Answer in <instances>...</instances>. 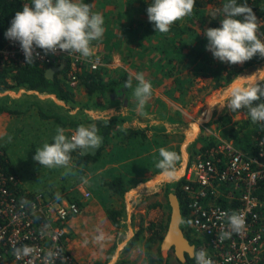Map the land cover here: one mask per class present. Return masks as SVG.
<instances>
[{"label":"rangeland","instance_id":"1","mask_svg":"<svg viewBox=\"0 0 264 264\" xmlns=\"http://www.w3.org/2000/svg\"><path fill=\"white\" fill-rule=\"evenodd\" d=\"M152 2L153 0L94 1L93 11L102 14L105 20V32L102 39L93 42L92 51H96L101 55L104 63L102 71H104L109 80H121L124 78L123 81H127L129 77H133L132 88H125L124 82L113 92H104V94L96 92L93 95H88L80 82L76 87L70 86L67 83L66 71L65 76L61 75V78L63 77L66 83V89L73 93V100H62L54 94L67 107L54 108V115L61 121L47 117L46 115L41 116L43 121L39 124L38 130L42 131V133L35 132V135H40L39 138L26 137L27 139L30 138L29 143L23 148L15 145L13 147L9 146L11 155L4 151V155L10 160L13 173L17 175L22 188L31 192L43 190L50 193L51 196L61 195L66 199L77 201L81 199L80 203L83 207V203L85 201H93L95 195H93L94 188L92 189L91 186H88L90 180H88L89 177H87L88 181L86 180L84 174L87 171L84 170L85 168L80 167L82 161L79 160L78 155L74 152L71 153V172L66 175L63 168H47L35 161L33 157L36 154L37 148L42 147L46 142L53 143V135H56L58 127H63L65 134L70 136V132L81 124L88 125L92 123L97 124L99 121L102 123L115 121L124 117L121 114L123 111L126 113V119L128 118L129 121L130 115L133 112H128V110H130V106L137 105V100L133 95V90L137 84L134 76L137 73H143L141 71L142 67L149 66L151 59L146 62V57L152 54L151 64L154 68L159 66L167 68L164 74L149 72L143 74L147 80L151 81L152 86L161 82L164 78H167V81L171 82V86L168 85V88L173 96L177 92V98L175 99H178L180 103L178 108L184 121V127L188 128L189 124H191L192 130L189 131V139L193 140L188 148L185 143L183 155L181 153L180 160L178 161L179 170L183 172L180 171V175L178 172L174 174L175 176L160 177L159 181L152 184H147L148 179H142L140 181L142 183L139 186L141 184L145 185L142 187L137 186L133 190L131 189L130 194L126 198L125 194L120 195L119 199L122 200L124 209L117 216L118 223L115 224L117 228H120L118 230L120 236L117 232H114L113 237L106 235L103 240L97 239L101 235L100 233H96V229L90 235L77 229H74L73 233L71 232L68 236L65 235L64 242L66 248L80 264H152V258L159 261L160 264H181L173 248L169 250L161 248L166 232L158 234V223L166 224L168 222L169 224L170 221L172 208L169 194L175 193L173 189H181L183 191V184L185 182L183 175L185 170L190 167L189 165L199 155L207 154L211 148L216 147L220 140L234 141L238 148L244 149L242 145L244 132L248 129H254L259 123L251 121L246 109L231 112L227 106L223 108L221 106L227 102L226 94L233 86L246 85L249 83V79L245 77L251 76L259 70H264V60L254 66L243 67L239 75L231 83L227 84L224 80H221V84L218 85L212 72V66H208L201 56V52L205 50L211 57L213 56V53L206 49L208 39L204 34L205 28L199 24V22L205 19L206 11L209 8H202L204 13H196V17H193L195 16L194 12L198 9V6L195 5L193 9L195 11L192 14L176 21L167 33H159L155 30L154 24L149 21L147 13V8ZM258 5L259 8L256 16L258 21L264 24V0H258ZM120 10L124 12L123 17L130 20L131 26L128 25L129 29L127 30L129 36L126 35L130 39L122 38L123 32L126 31L123 24L115 25L120 18V14L118 13ZM117 31L120 36L119 40H115V33ZM172 39L177 40V44L182 42L183 51L180 55L162 52V50L168 51V48L173 45ZM192 48L197 50L196 53L198 55L196 60L193 57L194 60L184 55L185 52H189ZM131 51L143 56L145 58L144 61L138 59L136 63L130 65ZM169 58L174 60L169 62ZM7 65L4 69L0 70V101L2 100L11 109L16 110V112L8 111V114L21 113L24 111L23 108L27 107V103H32L31 99H35V96L30 95L26 88L2 90L8 85L6 82H13L11 78L13 72L9 69L10 66ZM172 69L174 72L171 73ZM180 69L182 72H179ZM236 79L237 81H235ZM234 81L235 84H233ZM155 93L156 91L153 89L152 96L154 98L148 101L143 110L149 107L152 108L151 102L156 98ZM76 108H78L77 113L72 114L71 110ZM113 110L115 114L110 112ZM63 113H67V115ZM135 114L137 115V113ZM171 114L179 115L178 112ZM227 115L231 119L228 121L223 120L222 117ZM246 121L249 122V125L241 128V125ZM140 123L141 120H136V126H140L142 128L139 129L144 130L131 129L132 127H130V130L126 133L127 136L134 135L132 140H136V138L141 139L142 135L138 134L147 128V122ZM225 124L227 127L224 126ZM263 131L264 129H260L257 132L261 133ZM255 132L253 131V133ZM41 134L45 135L42 136ZM251 139L255 140L256 137L251 136ZM14 143L16 144V142ZM32 145H34L33 150ZM168 148L172 149L171 146ZM244 150L252 151L251 149ZM22 175L24 178H22ZM132 180H138V178H132ZM31 181L35 183L29 184L28 182ZM68 184H71V186L68 187ZM26 185H33L38 190L29 189V186L27 187ZM84 189L91 193L89 199L83 196L82 190ZM105 196L109 198L112 195L106 194ZM111 210V208H108L105 213H102L103 217L98 218L101 221V226H108L109 222H112V217L109 215ZM127 213L128 217H126ZM182 228L187 238H190V242L192 243L191 240H194L196 241V245L199 246L201 239L190 225L189 211L187 218H182ZM186 231L189 232V235L186 234ZM69 246L72 250L77 251L78 254H73ZM195 250L199 251L200 249L196 246Z\"/></svg>","mask_w":264,"mask_h":264},{"label":"built area","instance_id":"2","mask_svg":"<svg viewBox=\"0 0 264 264\" xmlns=\"http://www.w3.org/2000/svg\"><path fill=\"white\" fill-rule=\"evenodd\" d=\"M36 51L40 56L35 61L40 64L63 63L66 81L73 87L86 70L104 66L96 51L86 58L64 51ZM14 62L24 64L25 55L18 41L7 38L0 48V70ZM258 125L264 129V122ZM260 135L253 151L238 148L234 141L220 140L207 154L199 155L183 175L190 225L201 239L195 248L205 249L214 264H264V200L258 195L264 183V131ZM82 193L91 197L85 189ZM80 201L51 196L43 190L28 191L21 187L17 175L0 163V264H80L64 242L69 223L82 213ZM222 212L241 214L243 229L221 238L229 231ZM22 245L34 247L35 253L17 258L14 251ZM49 252L53 253L51 259Z\"/></svg>","mask_w":264,"mask_h":264},{"label":"clouds","instance_id":"3","mask_svg":"<svg viewBox=\"0 0 264 264\" xmlns=\"http://www.w3.org/2000/svg\"><path fill=\"white\" fill-rule=\"evenodd\" d=\"M195 4L196 0H153L147 8L149 21L157 32L167 33L176 21L192 14ZM93 7L83 0H31L16 12L5 35L20 43L27 64H34L40 56L36 49H43L45 54L58 51L78 53L86 58L92 53L93 42L102 39L105 32V20L101 13L93 11ZM222 11L221 26L208 28L204 33L208 39L206 49L213 53L214 58L235 65L243 64L257 54L264 57V41L258 35L261 22L247 0L243 3L226 0ZM245 78L249 83L233 86L221 108L227 106L231 112L246 109L253 123L264 122V70ZM134 79L137 84L133 95L138 110H143L152 96L153 86L143 73L135 74ZM132 80L133 77H129L124 87L132 88ZM110 112L115 114L114 110ZM102 139L95 123L79 125L70 137L63 127H58L54 142L38 147L33 159L43 167L63 168L67 175L71 172V153L79 150L84 155L90 149L99 148ZM159 157L156 167L162 175L173 176L179 155L161 147ZM221 216H226L229 224V231L221 238L239 233L245 225L244 217L237 212L231 215L222 212ZM35 251L32 246L22 245L15 249L14 255L17 258L29 257ZM52 257L53 253L49 252L48 258ZM192 258L196 264H214L205 249L193 250Z\"/></svg>","mask_w":264,"mask_h":264},{"label":"crops","instance_id":"4","mask_svg":"<svg viewBox=\"0 0 264 264\" xmlns=\"http://www.w3.org/2000/svg\"><path fill=\"white\" fill-rule=\"evenodd\" d=\"M118 13L120 14V18L115 25L118 26L123 24L125 26L124 30L126 31L123 32L122 38L130 39L129 37H126V35L129 36L127 30L129 29L128 25L131 26V23H129L130 20H127L123 17L124 12L122 10H120ZM119 39L120 36L119 32L117 31L115 33V40ZM162 52L171 54L166 50H162ZM151 57L152 54L147 56L146 62L150 59L152 60ZM138 59H142L144 61L145 58L140 56L138 53L132 52L130 65L136 63ZM171 59L172 58H169L168 61L172 62L173 60ZM151 60L149 62V66L142 67L141 71L143 73L149 72L155 74H164L166 72V67L159 66L154 68L151 64ZM116 63L118 62L116 61ZM172 72H174L173 69L171 70V73ZM179 72H182V70L180 69ZM3 73L5 72L3 71ZM167 80V78H164L161 80V82L153 85V89L156 91V98L151 102L152 108L149 107L146 110H138V104L136 106H130L131 108L128 110V112L132 111L133 113L130 115L131 118H129V121L128 118L126 119L127 115H125L126 113L123 111L121 114H123L125 118L122 117L118 120L114 118L116 120L111 122L110 132H108V137H105V143L103 147L97 153L98 157L93 161L80 163V167L85 168L84 170L87 171V173L84 175L86 180L87 177L90 178H88V180H90V184H88V186H91L92 189L94 188L93 195H95V197L93 201H85L83 203V211L81 215L72 219L69 223L68 233L66 234L67 236L71 232L73 233L74 229L85 232L88 235L93 233V231L96 229V233H100V235L103 237L101 240H103L106 235H108V237H113L114 232H117V234L120 236L118 233L120 228H117L113 219L111 223L109 222L108 226H101V221L98 218L103 217L102 213H105L108 208H111V211H115L116 215L119 216L121 211L124 209V204H122V200L119 199L120 195L125 194L126 198L127 195L130 194L131 189H136L137 186L142 183L140 182L142 179H148L147 184H152L153 182L159 181L161 178H163L164 175H162L161 170L156 167V164L160 159L159 149L161 147L176 152L179 157L181 153L183 155L185 143L186 147H189V144L193 140L189 139V131L192 130L191 124H189L188 128L184 127V121L181 118L180 109L178 108L180 103L178 102V99H175L177 98V92H175L174 96L171 95V91L168 88L171 86V82ZM235 81H237V79ZM235 81L233 84H235ZM161 89L162 91L160 92ZM28 93L30 95H34L35 99H31L32 103H27L28 105L25 107V109L23 108V112L16 114H8L5 112L0 114V147L2 153L5 151L11 155L10 147L15 145L19 146V148H23L28 145L30 138L40 137V135H35V132L42 133V131L38 130L39 124L43 121L41 116H45L43 113L41 114L42 111L46 113L47 117L60 120L54 115V108H62L61 106L66 107V105L62 101L58 100L54 94L41 93L36 90H28ZM153 98L154 96H151L150 100ZM0 102V104H5L2 100ZM77 110L78 108L73 109L71 110V113L75 114ZM174 112H178L179 115H172L171 113ZM135 113H137V115ZM63 114L67 115V113ZM136 120H141V123L147 122L148 125L146 124L147 128H145V131L138 134L142 135L141 139L136 138V140H132L134 135L127 136L126 134L130 130V127H132L131 129L144 130L139 129L142 127L136 126ZM103 125H108V122H104ZM224 126L227 127L226 124ZM99 133L103 134L101 132ZM41 135L43 136L45 134ZM26 137L30 138L27 139ZM14 142H16V144ZM169 146H171L173 150L169 149ZM33 149L34 145H32V150ZM182 160H184V158H182ZM178 161L176 163L175 173L181 171L179 170L180 166H178ZM117 177L122 179V185L119 187V192L114 191L110 186V182ZM22 178H24L23 175ZM132 178H138V180H132ZM28 183L32 184L35 182L31 181ZM143 185L145 184H141L140 187ZM26 186H29V189L38 190L33 185ZM67 186L70 187L71 184H68ZM106 194H111L112 196L107 198L105 196ZM111 211L109 212L110 216ZM126 217H128V213ZM70 250L73 252V254H78L77 251L72 250L71 248Z\"/></svg>","mask_w":264,"mask_h":264},{"label":"trees","instance_id":"5","mask_svg":"<svg viewBox=\"0 0 264 264\" xmlns=\"http://www.w3.org/2000/svg\"><path fill=\"white\" fill-rule=\"evenodd\" d=\"M94 1L95 0H83L84 3L92 5H94ZM225 2L226 0H196L195 5L198 6V9H196V11L194 10L195 12L193 11L195 14V16L193 17H196V13H204L202 8H209L208 11H206L205 19L199 22L200 26H204V30L208 28L220 27L221 19L224 18L222 9ZM238 2L243 3V0H238ZM25 3L30 4L31 0H0V48L4 47L6 44L7 37L5 33L11 26V21L14 19L16 12L22 10ZM247 3L253 9V12L256 14L259 8L258 0H247ZM258 35L260 36L262 41H264V24L260 23ZM171 42L173 43V45L168 48V51L172 55H180L183 51L182 42H179L177 44V40L174 39H172ZM196 52L197 50L192 48L189 52H185L184 55H186L187 58L193 57L196 60L198 55ZM201 56L202 60H204V62L208 64V66H212V72L215 75V80L217 81L218 85L221 84V80H224L227 84L231 83L239 75L243 67L254 66L264 60V57H261L259 56V54H257L251 60L246 61L243 64L232 65L230 63L221 62L220 60L214 58V56L211 57V55L206 52V50L201 52ZM64 62L65 65L69 64L68 61ZM7 66H10L9 69L13 72L11 77L13 82H6V84L8 85L5 86L2 90L26 88L28 90H36L41 93L55 94L59 99L62 100H73V93L70 90L66 89V83L63 77L61 78V75L65 76L66 74V67L60 71L55 72L53 78H49L47 76V70L48 68L53 66L42 65L37 61H34V64H27L26 62L24 64H21L18 62H14ZM123 80L124 78H122L121 80H109L104 71H102V68L95 71L86 70L80 76V84L84 86V89L88 95H93L96 92H101L103 94L104 92H113L114 90H116L117 87L121 86L125 82ZM8 111L16 112V110L11 109L9 105L0 104V114ZM41 113L46 115V113H44L43 111ZM222 119L228 121L231 119V117L227 115L223 116ZM111 122L112 121L108 122V125H103L101 121L96 124L99 128V132L103 133L105 137H108V132H110L111 129ZM248 125L249 122L246 121L243 125H241V128L247 127ZM260 129H262V126L257 125L254 129H248L246 132H244L245 135L243 136L242 140V145L244 146V149H251L252 151L256 149V140H258V137L260 138L262 136L260 135V133L257 132ZM253 131L256 132L253 133ZM251 136L256 137V139L250 140ZM74 153L78 155L79 160L82 162L92 161L98 157V154L94 156L82 155L79 150L74 151ZM0 163L13 172V167L10 160L6 155H4V153H2V151L0 154ZM121 180V178L117 177L110 182V186L114 191H120L119 187H121L122 185ZM260 186H262V188L258 190V195L261 200H264V183H262ZM173 190L179 198L182 216L183 218H187L188 198L183 193V191H181V189ZM111 217L115 223H118L115 211H111ZM158 224V234L165 233L168 227V222L166 224ZM186 234L189 235V232L186 231ZM191 241L193 244L196 245V241ZM179 261L181 264H196V261L188 253H186V259L184 261ZM151 263L160 264L159 261L153 258L151 259Z\"/></svg>","mask_w":264,"mask_h":264},{"label":"water","instance_id":"6","mask_svg":"<svg viewBox=\"0 0 264 264\" xmlns=\"http://www.w3.org/2000/svg\"><path fill=\"white\" fill-rule=\"evenodd\" d=\"M64 67L63 64L59 66H53L48 68L47 76L53 78L55 72L62 70ZM99 135L103 138L102 143L99 148L90 149L88 152H85L84 155H97L99 150L103 147L105 143V136L103 134ZM83 151V150H82ZM169 201L172 208L170 221L168 224V229L165 233V236L162 240L161 248L163 250H169L173 248L175 250L176 256L179 260L184 261L186 259V253L192 256V251L195 250V245L190 242V240L185 235L182 228V212L180 201L175 193L169 194Z\"/></svg>","mask_w":264,"mask_h":264},{"label":"bare ground","instance_id":"7","mask_svg":"<svg viewBox=\"0 0 264 264\" xmlns=\"http://www.w3.org/2000/svg\"><path fill=\"white\" fill-rule=\"evenodd\" d=\"M181 172H183V171H181ZM181 172H179V175L181 174ZM179 175H178V177H180Z\"/></svg>","mask_w":264,"mask_h":264},{"label":"flooded vegetation","instance_id":"8","mask_svg":"<svg viewBox=\"0 0 264 264\" xmlns=\"http://www.w3.org/2000/svg\"><path fill=\"white\" fill-rule=\"evenodd\" d=\"M175 176V175H174Z\"/></svg>","mask_w":264,"mask_h":264}]
</instances>
